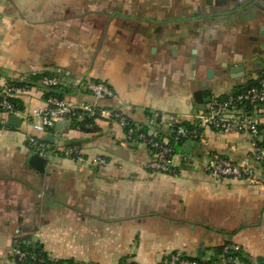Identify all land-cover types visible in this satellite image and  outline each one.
<instances>
[{"label":"crops","instance_id":"obj_1","mask_svg":"<svg viewBox=\"0 0 264 264\" xmlns=\"http://www.w3.org/2000/svg\"><path fill=\"white\" fill-rule=\"evenodd\" d=\"M262 26L264 0H0V79L35 85L17 99L20 124L0 130V264H18L22 240L76 264H154L174 252L209 261L230 243L260 263L264 172L252 182L207 169L216 157L257 166L247 133L202 129L175 146V173L165 174L116 122L99 118L86 130L72 119L39 131L31 113L47 106L38 81L48 74L75 107L119 110L146 131L153 112L193 124L207 69L211 99L264 73L253 64H264ZM248 62L256 69L246 76ZM236 66L243 75L229 71ZM89 81L116 97L94 96ZM248 114L264 122V104ZM31 137L46 144L43 172L29 163Z\"/></svg>","mask_w":264,"mask_h":264},{"label":"built area","instance_id":"obj_2","mask_svg":"<svg viewBox=\"0 0 264 264\" xmlns=\"http://www.w3.org/2000/svg\"><path fill=\"white\" fill-rule=\"evenodd\" d=\"M258 84L224 97H214L205 104V109L197 115L195 123L188 125L181 118L172 113L153 112L150 120L151 129L148 131L137 128L131 119L123 112L112 108H99L93 104H83L75 107L65 99L51 95L45 99L47 106L35 109L31 114L40 118V124L34 127L39 131L54 127L56 123H63L77 117L83 120L84 115L95 119H106L120 124L126 131L130 142H141L151 151V161L148 167L158 173L174 174L175 148L169 137L173 136L176 142L184 138L198 139L202 129H211L225 134L247 133L251 139L252 158L257 166L248 163H235L229 159L216 157L207 167L208 171L218 178H236L255 182L258 180V170L264 172V122L253 119L247 108L264 104V73L256 78ZM61 85L56 75H44L38 81V86L45 92ZM35 85L17 78L0 79V130L9 126L11 116H18L22 111L18 98L30 93ZM87 91L98 98H114L116 93L105 83L87 82L84 85ZM88 128L94 124L89 123ZM30 145L37 151V155L44 157L46 144L31 137ZM76 146L70 147L67 152L72 155L78 152ZM98 164H105L103 158ZM224 252H238L242 248L237 244H226ZM28 255L19 247L14 250L16 261H24ZM248 264L237 257L222 259V261H203L191 257L183 252H174L167 255L161 262L154 264Z\"/></svg>","mask_w":264,"mask_h":264},{"label":"trees","instance_id":"obj_3","mask_svg":"<svg viewBox=\"0 0 264 264\" xmlns=\"http://www.w3.org/2000/svg\"><path fill=\"white\" fill-rule=\"evenodd\" d=\"M262 76V75H261ZM258 84V80L256 78H252L250 80H248L245 84L238 86L237 89L234 91L238 92L241 91L243 89H246L247 87L250 86H255ZM62 87V85L52 88L49 92H46V98L54 95L57 96L59 98H63V93L62 90H60ZM253 106H249L247 108V110H249L250 108H252ZM95 118H91L88 115H84V119L83 120H78L77 117L73 118V124L74 126H78L81 129H86V130H94L95 128ZM89 123H93L94 127L93 128H88L87 125ZM189 126L192 124L187 123ZM170 143L174 145V148L177 144H180L181 141L176 142L175 139L173 138V136L169 137ZM17 247H19L20 249H22L23 251L27 252L28 255L24 258V261L20 262L17 261L18 264H76L73 260H54L51 259L49 257V255L47 254V252L44 251L43 247L41 244H31L28 242V240H22L20 241V243L17 245ZM230 257H237L240 260L248 263V264H254V262L248 257L246 256L242 249L238 252L235 251H230L225 253L224 252V248H218L216 249V256L209 260V261H222V259H229ZM198 259V258H196ZM200 260V259H199ZM125 264H134V263H125ZM228 264V263H227ZM257 264H264V257L260 260V263Z\"/></svg>","mask_w":264,"mask_h":264},{"label":"water","instance_id":"obj_4","mask_svg":"<svg viewBox=\"0 0 264 264\" xmlns=\"http://www.w3.org/2000/svg\"><path fill=\"white\" fill-rule=\"evenodd\" d=\"M262 35H264V26L261 27ZM175 53V51H174ZM195 56V55H194ZM227 66V65H226ZM229 71L232 74H244V67L243 66H236V67H228ZM215 70L212 68L207 69L206 79L202 82V88L195 91L194 97L195 101L198 105V108L203 111L205 109V104L207 101L211 99L212 95V85L211 81L214 77ZM10 123L14 125H18L21 122V119L18 116H11ZM49 137L47 138V140ZM29 163L32 167L36 168L37 170L43 172L45 170L46 159L40 155L34 154L31 156Z\"/></svg>","mask_w":264,"mask_h":264},{"label":"rangeland","instance_id":"obj_5","mask_svg":"<svg viewBox=\"0 0 264 264\" xmlns=\"http://www.w3.org/2000/svg\"><path fill=\"white\" fill-rule=\"evenodd\" d=\"M259 58V57H258ZM250 64V65H249ZM252 63H249L248 62V65H247V75L246 76H249V75H251L253 72H254V70L256 69V68H252L253 66L251 65ZM253 64H254V66H256V67H259L260 66V68L262 67V66H264V64H263V61L261 60V59H258V60H255V61H253ZM262 72H264V70H261V72L260 73H262ZM259 73V74H260Z\"/></svg>","mask_w":264,"mask_h":264}]
</instances>
